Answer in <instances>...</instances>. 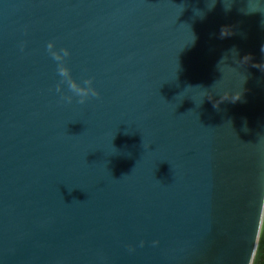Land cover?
Listing matches in <instances>:
<instances>
[{
	"label": "water",
	"instance_id": "1",
	"mask_svg": "<svg viewBox=\"0 0 264 264\" xmlns=\"http://www.w3.org/2000/svg\"><path fill=\"white\" fill-rule=\"evenodd\" d=\"M261 44L264 0H0V264H253Z\"/></svg>",
	"mask_w": 264,
	"mask_h": 264
},
{
	"label": "clouds",
	"instance_id": "2",
	"mask_svg": "<svg viewBox=\"0 0 264 264\" xmlns=\"http://www.w3.org/2000/svg\"><path fill=\"white\" fill-rule=\"evenodd\" d=\"M255 10V9H252ZM231 31L229 26H222L220 35L224 37L230 35ZM261 52H264V44H261ZM46 52L53 61L56 62V70L61 78V82L67 86V89L71 95L62 96L67 102H71L73 97L78 98V102L83 104L89 98H95L99 96L98 89L93 85L92 77H85L82 80H77L71 76L70 69L67 66L66 60L71 55V50L66 46L57 47L56 41L49 40L46 44ZM251 59L250 54H246L241 58L242 62H247ZM59 91V85L57 86ZM241 93H237L234 99H239Z\"/></svg>",
	"mask_w": 264,
	"mask_h": 264
},
{
	"label": "trees",
	"instance_id": "3",
	"mask_svg": "<svg viewBox=\"0 0 264 264\" xmlns=\"http://www.w3.org/2000/svg\"><path fill=\"white\" fill-rule=\"evenodd\" d=\"M253 264H264V221H263L259 243Z\"/></svg>",
	"mask_w": 264,
	"mask_h": 264
}]
</instances>
